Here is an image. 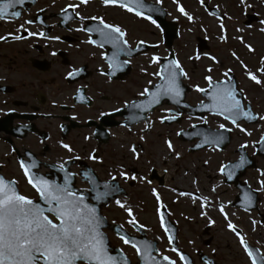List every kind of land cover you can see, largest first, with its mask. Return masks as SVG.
Instances as JSON below:
<instances>
[{
	"label": "rangeland",
	"instance_id": "obj_1",
	"mask_svg": "<svg viewBox=\"0 0 264 264\" xmlns=\"http://www.w3.org/2000/svg\"><path fill=\"white\" fill-rule=\"evenodd\" d=\"M150 1L160 3L168 12V19L180 24V36L175 43L174 53L186 73L184 82L190 86L186 100L189 103L200 102L202 97L199 90L207 85V81L227 79L226 72L231 71L259 115V123L231 126L220 117L208 115L204 120L211 128L226 127L232 130V142L224 151L212 148L194 154L189 152L193 143L182 142L177 133L203 121L184 116L179 124L163 125L160 119L167 116V107L159 108L147 122L132 126V129L112 128V152L118 156L120 166L127 169L132 165L134 187L128 191V197L119 199L104 214L110 218V222L117 219L123 227L132 231L134 216L132 214L131 221L129 212L134 207L139 208V204H146L150 215L144 214L142 217L145 232L149 238L158 241L159 254L168 255L180 264L158 219V210L165 205L177 224L181 248L193 257L195 264H202L195 253L197 250L219 264H252L241 241L246 240L257 247L264 256V223H260L255 211L247 213L229 206L238 191L223 183L220 168L227 161L238 158L236 148L243 144L248 154L254 155L255 144L264 133V74L261 73L264 68V0ZM61 2L64 1L57 0L56 5L70 6L69 2ZM202 3L216 7L225 19L210 16ZM80 8L85 11L97 9L93 17L105 18L118 25L132 47L139 41L158 46L157 52L132 59V70L123 82L112 85L102 83L104 93L95 105L97 111H90L101 115L141 98L146 88L158 80L159 64L155 57L164 58L168 53L162 47L161 31L153 22L136 19L133 15L131 17L119 7L110 10L90 4ZM244 13L256 15L259 22H254L250 27L244 26ZM199 39L205 41V48H199ZM83 51V48L79 50L80 53ZM98 87L101 88L100 83ZM25 145L33 148L36 143L29 140ZM93 146L90 143L88 149L92 150ZM257 163L259 170L248 171L247 181L259 191V212L264 214V158H257ZM152 169L163 178L164 185L161 187L157 186L156 180H147ZM22 187L24 196L34 197L27 185ZM108 236L113 246L121 248L132 258L133 264H137L133 249L131 252L112 232ZM208 240L210 242L206 244Z\"/></svg>",
	"mask_w": 264,
	"mask_h": 264
},
{
	"label": "flooded vegetation",
	"instance_id": "obj_2",
	"mask_svg": "<svg viewBox=\"0 0 264 264\" xmlns=\"http://www.w3.org/2000/svg\"><path fill=\"white\" fill-rule=\"evenodd\" d=\"M60 1L70 6L58 7L57 0H20L13 3V15L0 18V178L15 183L20 194L22 185H27L34 197L22 195L31 200L38 195L25 177L26 168L41 175V181L67 183L72 188L71 195L90 197V182L96 178L102 183H118L129 196L128 191L134 187L132 165L127 169L120 166L118 156L112 152L111 134L107 143L97 142L93 129L87 127L88 121L99 119L90 111L97 109L95 105L104 93L102 83L112 85L124 80L106 76L109 68L104 51L90 42L87 23L99 20L115 26L111 20L93 17L97 9L80 8L89 2ZM81 48L84 51L80 53ZM92 49L97 54L90 52ZM89 102L92 104L87 105ZM29 140L36 146L25 145ZM90 143L94 145L92 150L88 149ZM66 164L69 166L65 171ZM152 178L159 182L157 186L164 185L156 173ZM117 202L111 201L102 213L107 214V209ZM145 205L139 204L129 212L131 221L134 216L133 235H138L135 225L143 228L142 217L150 215ZM48 217L55 221L51 215ZM120 241L132 252L126 241Z\"/></svg>",
	"mask_w": 264,
	"mask_h": 264
},
{
	"label": "water",
	"instance_id": "obj_3",
	"mask_svg": "<svg viewBox=\"0 0 264 264\" xmlns=\"http://www.w3.org/2000/svg\"><path fill=\"white\" fill-rule=\"evenodd\" d=\"M12 1V0H10ZM88 1V0H80ZM91 1V0H89ZM106 3L123 5L137 14L148 17L162 30L164 47L170 52L167 59L158 58L161 62L160 80L146 91V95L140 101L133 102L128 107L127 114L122 111L114 113L109 117L102 118L108 126L118 123L107 122L115 116L123 115L129 121L137 123L147 120V114L163 103L190 108L184 102L187 87L182 84L184 73L176 62L173 53L174 41L178 38V24L175 21L167 20V12L158 4L147 2V0H101ZM210 15L223 18L216 8H208ZM3 8L0 5V15L3 16ZM246 22L249 25L257 18L249 16ZM98 24L89 25V32L97 34L104 41L107 32L99 29ZM107 29V28H105ZM119 33L118 31H116ZM118 43L125 48L123 35L119 33ZM202 41L200 47L203 48ZM151 49L157 50L156 46L138 44L132 49V57L143 54ZM229 81L221 83L210 82V87L202 91L203 96L208 100L194 108H190L189 114L204 118L207 114H216L229 120L232 123L245 120L247 123H255L256 115L250 111L244 112L242 107L243 96L237 88V82L232 73H228ZM238 95V96H237ZM129 121L126 125H129ZM195 133L191 130L188 133H181L183 141H193L199 138L197 148L212 147L223 150L230 142V131L210 130L206 124L194 127ZM95 136L106 142L107 134L101 125H97ZM258 150L264 156V138L258 145ZM240 158L234 163H229L222 169L226 184H233L240 190L233 206L252 211L257 209V192L251 190L246 183L240 182V178L248 168H255V163L246 156L243 148L240 150ZM29 180L40 193L39 202H28L17 197L14 188L4 186L0 178V264H130L120 250L116 254H108L109 241L103 233V228L108 227L106 220L100 215L103 205L119 196H126V192L114 183L98 184L92 182V197H76L70 194L69 187L57 186L50 182L41 181L34 173L26 168ZM93 200L92 205L87 201ZM47 205V207L43 206ZM50 213L58 220V224L51 223L46 214ZM161 218L166 234L173 248L180 254L183 264H193L192 258L182 253L177 246V228L170 221L165 208L161 210ZM115 232L123 238L132 241L137 247L140 264H175L172 260L163 256L156 258L152 256L156 252L157 242H145L132 240L120 226L113 227ZM144 236V235H143ZM150 246V247H149ZM253 264H264L261 252L243 242ZM200 259L205 264H217L202 252H198Z\"/></svg>",
	"mask_w": 264,
	"mask_h": 264
}]
</instances>
